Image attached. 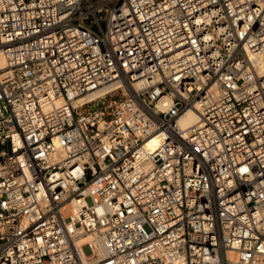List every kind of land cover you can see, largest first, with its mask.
Segmentation results:
<instances>
[{"label": "built area", "instance_id": "built-area-1", "mask_svg": "<svg viewBox=\"0 0 264 264\" xmlns=\"http://www.w3.org/2000/svg\"><path fill=\"white\" fill-rule=\"evenodd\" d=\"M0 48V264H264V0H0Z\"/></svg>", "mask_w": 264, "mask_h": 264}, {"label": "bare ground", "instance_id": "bare-ground-1", "mask_svg": "<svg viewBox=\"0 0 264 264\" xmlns=\"http://www.w3.org/2000/svg\"><path fill=\"white\" fill-rule=\"evenodd\" d=\"M254 59H255V62L257 63L258 70L260 72H264V48L254 53ZM3 65H5V59H4L2 49L0 48V66H3ZM108 86L109 85H105L103 87L94 89L91 92L83 94L78 98V100L82 101L85 98L88 99L90 97H94L95 95L103 93L107 89H109L107 88ZM198 117H199V113L197 109L193 106H189L182 112L181 116L179 117V123L181 124V126L185 127L188 124L195 122L198 119ZM161 137H162L161 132L155 133L152 136L151 140L149 141V145L150 146L155 145Z\"/></svg>", "mask_w": 264, "mask_h": 264}]
</instances>
